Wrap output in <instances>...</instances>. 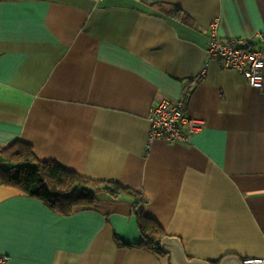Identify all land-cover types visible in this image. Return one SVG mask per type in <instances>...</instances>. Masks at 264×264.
<instances>
[{
	"label": "crops",
	"instance_id": "crops-1",
	"mask_svg": "<svg viewBox=\"0 0 264 264\" xmlns=\"http://www.w3.org/2000/svg\"><path fill=\"white\" fill-rule=\"evenodd\" d=\"M215 19L220 38L264 46V0H0V144L29 143L39 160L141 192L188 257H264V92L206 59ZM161 99L202 120L189 142H149ZM135 200L99 191L64 216L0 183V254L169 264L117 245L142 239Z\"/></svg>",
	"mask_w": 264,
	"mask_h": 264
},
{
	"label": "trees",
	"instance_id": "trees-1",
	"mask_svg": "<svg viewBox=\"0 0 264 264\" xmlns=\"http://www.w3.org/2000/svg\"><path fill=\"white\" fill-rule=\"evenodd\" d=\"M0 183L20 189L27 196L39 199L49 209L64 216L78 207L94 205L99 191L106 192L112 198H135L133 214L142 239L130 244L115 237L117 245L155 248L159 254H167L159 245L161 237L167 233L144 213V195L119 181L91 179L62 167L54 160H39L31 144L14 140L0 144Z\"/></svg>",
	"mask_w": 264,
	"mask_h": 264
},
{
	"label": "built area",
	"instance_id": "built-area-1",
	"mask_svg": "<svg viewBox=\"0 0 264 264\" xmlns=\"http://www.w3.org/2000/svg\"><path fill=\"white\" fill-rule=\"evenodd\" d=\"M219 21L210 23L206 59L218 58L223 67L240 72L252 87L264 92V46H256L251 39L225 40L217 33ZM256 33L255 35H257ZM245 43L246 48L236 47ZM207 62L204 65L203 70ZM149 142L160 139L168 142H189V137L199 131L202 120L185 114L181 99H161L149 110ZM10 256L0 254V264H7ZM242 264H264V257H244Z\"/></svg>",
	"mask_w": 264,
	"mask_h": 264
},
{
	"label": "water",
	"instance_id": "water-1",
	"mask_svg": "<svg viewBox=\"0 0 264 264\" xmlns=\"http://www.w3.org/2000/svg\"><path fill=\"white\" fill-rule=\"evenodd\" d=\"M236 47L246 48L245 43H237ZM162 251L169 254V264H242L241 258L236 255H226L217 263L197 257H188L179 237L174 235H164L159 241Z\"/></svg>",
	"mask_w": 264,
	"mask_h": 264
}]
</instances>
